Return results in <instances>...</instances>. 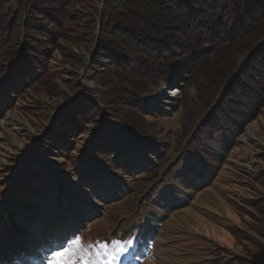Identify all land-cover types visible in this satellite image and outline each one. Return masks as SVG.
Here are the masks:
<instances>
[{
    "label": "trees",
    "instance_id": "1",
    "mask_svg": "<svg viewBox=\"0 0 264 264\" xmlns=\"http://www.w3.org/2000/svg\"><path fill=\"white\" fill-rule=\"evenodd\" d=\"M92 52L102 88L90 107L76 76L74 86L58 81L80 76ZM164 82L180 86L171 116L151 108ZM41 108L60 112L41 132L43 153L75 154L80 170L99 165L133 177L130 190L142 199L130 225L121 221L112 237L93 241L87 261L107 263L104 252L128 240L135 246L119 264L152 260L166 215L155 217L150 203L173 212L183 203L167 202L179 189L214 214L203 217L208 232L225 230L241 254L195 229L199 264H264V145L242 139L249 124L264 139V0H0V120L18 112L33 124ZM96 128L89 154L97 165L84 166ZM125 138L143 167L131 163L129 175L120 166ZM41 180L38 191L56 185ZM206 192L225 211L208 207Z\"/></svg>",
    "mask_w": 264,
    "mask_h": 264
},
{
    "label": "rangeland",
    "instance_id": "2",
    "mask_svg": "<svg viewBox=\"0 0 264 264\" xmlns=\"http://www.w3.org/2000/svg\"><path fill=\"white\" fill-rule=\"evenodd\" d=\"M101 8L102 6L100 5V9ZM92 57L93 52L89 57L86 67L80 72V76H78V74H68L65 75L67 76L66 79L58 81L61 87L64 88L63 82L65 80L73 84V86L77 84L78 80V82L82 84L81 92L88 95L85 99V106L90 107L92 105L89 103V100L97 101V99L101 97L99 91L102 88V85L96 82V75L98 72L91 68ZM67 68H69V66H67ZM72 76L74 78L71 79ZM167 83L170 84L169 82H164L161 84L160 88L158 87L155 90L156 93L153 94L154 98L152 100L154 103L152 104L151 102V108H153L154 111L166 112L171 116L173 114L171 110V101L178 97L180 86L166 85ZM61 103L64 104V102ZM20 112L23 113V110ZM39 112V114L43 116L35 118L33 124H25L23 116L18 112H11V114H7L0 120V264H13L14 261L17 262L24 257V252L21 249L12 252V248L24 244L27 238H35L39 235L37 232L38 229L35 228V226L42 231L47 229V225L51 223L53 226L51 229L54 231L58 230L59 226H70L73 222H80L81 224V230H79L81 234L77 237L81 239L82 247L76 252V257L77 264H83V261L87 259L83 255L87 254L90 256L94 252L93 250L89 251V247L93 245V241L112 237L113 234L111 233L119 222L122 221L125 225H130L134 221V216L137 215V212L143 210L142 199L140 200L139 197H136L137 195L134 196L132 194L133 190H130V187L134 184V181H132L133 177L130 178V176H127L130 174L129 169L132 165L131 163H133V166H136L138 163L135 162L136 160L133 162L126 144L128 141L126 138L123 140L120 150V154H123L124 157L127 158V160L120 165L127 173L126 179H122V176L116 175L115 172H110L109 169L100 172L98 166H96V159L84 161V166L92 165L97 167V170L93 169L88 171L76 168L78 165L75 166L73 162L76 160L75 154L68 157L64 155L61 156L58 152L55 154L38 156L37 154L43 153V151L40 150V146L46 138V136L41 135V132L47 130L50 127V122L60 114V112L54 110V108L47 111L48 113H45L46 111L41 108ZM93 132L94 134L89 144H85L84 146L87 158L90 157L89 149L91 148V144L94 143L95 140H98L102 131L96 128ZM242 139L256 140L264 145V139L258 137L256 134L255 124H249ZM143 154L144 153L141 152L139 156L142 157ZM143 156L146 157V155ZM31 157H34V159ZM28 160L35 163L38 170L46 168L48 173L44 176L41 170H39L40 173L38 176L35 175L32 170H29L27 171L28 174L30 173L29 180L20 186L19 183H21L24 178H22L23 176L21 177L19 173H21L22 167ZM235 161L237 167L240 168V161L238 158ZM175 162L176 160H173L171 163ZM250 163L253 164L254 162L250 161ZM29 166L33 167L31 164ZM38 166L42 167L40 168ZM133 169L134 171H138L137 168ZM249 171L252 174L254 173L252 170ZM78 173H80L79 178H77ZM99 174L103 175L105 178L99 176ZM47 176H49L50 182L56 184L52 187L51 192L55 195L56 202H48V204L53 205L50 208L54 211L50 213L51 217L54 216L58 218V221L50 219L49 217H45L40 221V217H37L40 214L31 212L32 214L29 215L30 210L28 213L25 212L24 215L22 214L23 205L29 209L35 210H39L43 207L40 203L42 192L38 191L37 188L38 183L42 181L41 179L45 178L46 180L44 181H47ZM101 178L104 179L103 183H99ZM116 179H118V182H116ZM105 181H107V183ZM158 182L162 183V178ZM44 184L46 186L47 183ZM19 187H22L21 192L18 190ZM39 187L40 189L44 188L42 183H40ZM46 187L48 191L51 190L50 184ZM163 187L166 188L167 186L163 185ZM146 189L150 190L151 187L148 186ZM208 192H206L203 200L209 199L211 194ZM45 196L46 198L48 197L47 194H45ZM106 196L109 199L105 200L104 198ZM170 197L174 198L167 202V206H175L178 200L183 203L182 207L170 212L166 211L157 203H150L155 217H165V215L166 217L162 233H160V237H158L157 247L153 253L152 260L147 261L146 264H199L198 261L201 260V256L203 255L200 253L197 255L193 254L192 256L196 258L191 256V251L197 248L195 247L197 241L194 240L195 229L197 232L206 233L221 245H226L233 254L241 256L239 248H237L235 241L232 240L229 233L222 229L221 234H213V232H208L204 223L202 225L204 216L214 217V214L197 208L198 205L201 204V201L194 200V204H189V200L181 194L179 189L177 190V195L170 194ZM203 202H207L210 205L208 207L216 212L225 211L219 199L212 198ZM18 203H20L19 206ZM4 204L7 205L3 206ZM147 205L149 206V203H147ZM183 207H189V209ZM16 213H21L22 216ZM73 213L79 217H81L82 213V219L74 217L75 220L72 221L68 214ZM67 215L68 220H64ZM84 215L86 216L83 218ZM49 219L50 222L48 224L47 222ZM208 222L209 221H207V224ZM57 234L60 235L59 240L63 237H68L61 235L65 234L64 230H60ZM42 237L45 238V234H43ZM120 239H123V237L120 236ZM13 250H15V248H13ZM24 251L29 252V254L39 253V255H49L50 253L49 250L45 249L39 251L38 249L33 250L30 248ZM155 258L156 261L154 260ZM263 260L264 259H262V261ZM87 264H93V262L87 261Z\"/></svg>",
    "mask_w": 264,
    "mask_h": 264
},
{
    "label": "snow or ice",
    "instance_id": "3",
    "mask_svg": "<svg viewBox=\"0 0 264 264\" xmlns=\"http://www.w3.org/2000/svg\"><path fill=\"white\" fill-rule=\"evenodd\" d=\"M132 246L133 242L131 240L124 242L116 241L115 248L112 252H104L107 264H119L120 258L124 256ZM81 247L82 241L79 237L68 240L62 247L49 253L46 264H77L76 252ZM99 247L106 250L108 245L100 244ZM83 264H87V261L84 260Z\"/></svg>",
    "mask_w": 264,
    "mask_h": 264
},
{
    "label": "bare ground",
    "instance_id": "4",
    "mask_svg": "<svg viewBox=\"0 0 264 264\" xmlns=\"http://www.w3.org/2000/svg\"><path fill=\"white\" fill-rule=\"evenodd\" d=\"M33 167L34 168H37V166L36 165H33ZM39 170H41V173H44L47 169L46 168H42V169H39ZM38 173H40L39 171H38ZM42 186H44V188H45V184H43L42 183ZM17 196V195H16ZM7 204H4L3 206H6ZM24 215V214H23ZM19 216H22L21 214H19Z\"/></svg>",
    "mask_w": 264,
    "mask_h": 264
}]
</instances>
